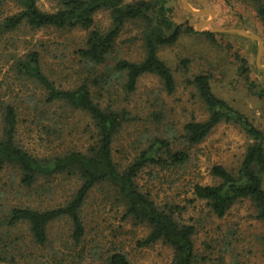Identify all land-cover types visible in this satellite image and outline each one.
<instances>
[{"label":"rangeland","instance_id":"1","mask_svg":"<svg viewBox=\"0 0 264 264\" xmlns=\"http://www.w3.org/2000/svg\"><path fill=\"white\" fill-rule=\"evenodd\" d=\"M187 2L195 10H212L213 13L194 14L185 7V0H170L175 8L174 20L177 23L188 22L196 30V33L184 34L175 44L162 46L158 51L174 73L177 87L173 93H167L162 80L152 73L142 75L136 90L130 94L121 83H114L112 93L103 91L99 97L96 85L91 83V86L96 100L103 106L113 105L130 112L131 120L124 123L113 144L114 158L121 167L131 163L156 137L169 139L174 149L189 152L188 162L176 171H161L156 165L146 167L139 183L144 190L151 191L160 205L172 204L180 221L196 226V264H264V220L256 217V206L249 199L236 201L223 217H218L206 201L196 199L193 194L195 182L205 185L219 182L212 174L215 164L238 171L252 139L238 124L229 121L217 124L198 144L190 145L181 137L186 122L208 117L204 102L188 82L198 73L209 74L215 93L264 129V25L254 3L245 0ZM37 3L41 9L53 11L58 8L59 0H37ZM19 10L17 2L8 0L1 13L7 16ZM110 23L107 10L95 15L96 26L105 29ZM210 30L216 33L214 38L203 34ZM139 31L134 24L123 29L111 62L116 56L143 59L141 41L136 39ZM87 35L88 32L82 29H33L24 24L0 37V134L2 103L11 101L18 106V138L33 153L42 156L70 147L86 146L94 132L90 115L62 103H47L42 85L20 75L14 64L20 55L39 50L45 73L58 87L73 88L87 76L103 70V66L93 70L76 53L85 44ZM238 56L246 58L248 72L243 71ZM251 81L261 89L260 94L251 90ZM40 117L41 120L42 117L47 120L56 118L59 121L57 130L62 129V134L48 133L38 122ZM14 175L15 172L9 168L0 169V217L16 205L39 209L51 207L63 202L75 188L73 182L65 181L62 189L60 186L53 193L43 194L34 189H24L17 177L13 179ZM262 180L264 188V173ZM105 198L95 188L83 208L88 243L84 250L81 249L83 244L72 248V225L66 218L49 225V238L45 244L34 240L27 223L12 228L0 226V256L4 258L0 264H101L100 254L108 253L115 244L122 245L133 264H173L171 246L159 241L139 247L137 240L145 237L149 229L124 219L121 206ZM96 244L101 246L97 258L93 257L94 251L89 253L90 247ZM58 249L61 252L56 257Z\"/></svg>","mask_w":264,"mask_h":264},{"label":"trees","instance_id":"2","mask_svg":"<svg viewBox=\"0 0 264 264\" xmlns=\"http://www.w3.org/2000/svg\"><path fill=\"white\" fill-rule=\"evenodd\" d=\"M6 1L8 0H0V37L24 24L33 29L54 27L86 30L88 35L85 44L76 53L93 70L100 66H103V70L94 76H87L81 84L65 89L58 87L45 73L39 50H30L16 58L15 70L42 85L47 103L58 102L87 113L93 121L94 132L83 148L70 147L40 156L21 144L18 138V106L11 101L3 102L0 169L9 168L14 171L13 179L17 177L20 185L27 190L53 193L60 186L62 189L65 181L73 182L75 188L63 202L48 208L12 206L7 214L0 217V226L12 228L27 223L34 240L45 244L49 238V225L55 220L66 218L72 225V248L83 244L81 249L84 250L88 243L82 211L96 188L105 195V200L121 206L124 219H130L149 229L145 237L137 240L139 247L162 241L173 248V264H196V226L180 221L175 216L176 208L172 204L160 205L151 191L144 190L139 183L140 175L146 167L156 165L161 171H176L188 162L189 152L174 149L169 139L156 137L131 163L121 167L114 158L113 144L124 123L131 120L130 112L113 105L103 106L96 100L95 90L91 86V83L96 85L99 97L103 95V91L112 93L114 83H121L126 93L130 94L136 90L142 75L152 73L162 80L167 93H173L177 87L174 73L158 51L162 46L175 44L184 34L196 33L194 27L188 22L177 23L174 20L175 8L170 0H59L58 8L53 11L41 9L37 0H12L18 3L20 10L3 16L2 6ZM245 1L254 3L255 11L264 25V0ZM103 10H107L111 17V23L105 29L95 24V15ZM128 24H134L140 29L136 39L141 41L144 57L133 60L116 56L111 62L112 55L116 52L117 40ZM203 34L211 38L216 36L212 31H204ZM238 57L243 71L248 72L246 58ZM188 82L204 102L208 117L204 120L192 119L184 124L181 137L186 143L194 145L202 142L222 121L238 124L252 139L238 171L233 172L222 164H215L212 174L219 182L213 185L193 183L195 198L206 201L218 217H223L236 201L249 199L256 206V217L264 220V129L218 96L209 74L198 73ZM250 88L255 93H261L255 81L250 82ZM55 119L47 120L42 117L41 120L40 117L38 122L48 133L57 132L61 135L62 129L57 130L59 121ZM100 248L98 244L93 245L89 253L94 251L93 257L97 258ZM60 252L61 249H58L55 256ZM99 258L102 260L101 264H133L121 244H115L108 253L100 254ZM61 259L64 260L63 256ZM2 260L4 258L0 256V262Z\"/></svg>","mask_w":264,"mask_h":264},{"label":"water","instance_id":"3","mask_svg":"<svg viewBox=\"0 0 264 264\" xmlns=\"http://www.w3.org/2000/svg\"><path fill=\"white\" fill-rule=\"evenodd\" d=\"M185 7L187 8V10H189L190 12H192V13H194V14H202V13H204V12H211V13H213L212 10H209V11H207V10H195V9L191 8V7L188 5L187 0H185ZM234 30H236L237 32H240V33H242V34H245L246 36L254 37V35L248 34V33L244 32V31H240V30H237V29H234ZM210 31H212V30H210ZM217 31H218V30H217ZM254 38H258V37H254ZM260 50H261V49H260ZM260 50H259V51H260Z\"/></svg>","mask_w":264,"mask_h":264}]
</instances>
